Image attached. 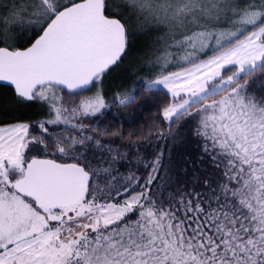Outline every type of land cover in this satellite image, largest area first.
Wrapping results in <instances>:
<instances>
[{"label":"snow or ice","instance_id":"1","mask_svg":"<svg viewBox=\"0 0 264 264\" xmlns=\"http://www.w3.org/2000/svg\"><path fill=\"white\" fill-rule=\"evenodd\" d=\"M133 21L164 37L109 100ZM0 82L44 116L0 126V264H264V0H0ZM141 87L163 127L117 144Z\"/></svg>","mask_w":264,"mask_h":264},{"label":"trees","instance_id":"2","mask_svg":"<svg viewBox=\"0 0 264 264\" xmlns=\"http://www.w3.org/2000/svg\"><path fill=\"white\" fill-rule=\"evenodd\" d=\"M130 42L131 47L128 56L120 63L118 66L119 68L116 70L114 69L115 71L113 70L114 72L110 73L108 76L107 83L110 85L108 87L111 94L115 93V89H121L122 86L136 87L141 77H146V73L138 71L139 65L137 60L147 50V45H135L132 37ZM142 42H146V40ZM132 53H135L133 58ZM133 73L137 74L133 75ZM139 91L140 95L135 104L129 105L126 108L113 107L101 115L96 121L100 129L103 130L107 127L112 132H123V142L127 143V139L130 135L139 134L146 127H163L160 121V109L161 102L165 99L164 91H159L161 92L160 97L149 96L142 87ZM42 119H44L42 109L37 104L17 103L12 99L11 88L5 85L0 86V125L17 121L34 124ZM192 149V155H198L197 147H193ZM174 151L176 155V149H174ZM179 151L177 149V152ZM178 155L184 156L190 154L185 152L183 154L179 153ZM195 166L196 165H192V167ZM166 168L168 171L171 165L164 168L165 172ZM171 170L175 171V169Z\"/></svg>","mask_w":264,"mask_h":264},{"label":"rangeland","instance_id":"3","mask_svg":"<svg viewBox=\"0 0 264 264\" xmlns=\"http://www.w3.org/2000/svg\"><path fill=\"white\" fill-rule=\"evenodd\" d=\"M132 23L135 25L133 31L136 34L131 35L129 37V39L131 40V37H132L135 45L136 44H140L142 46V44H146L147 48H148L149 45H151L155 40L162 39L164 37V33L163 32L149 31L147 28L141 27L139 24H136L135 21H133ZM145 40H146V42H142V41H145ZM133 55H135V53H132V58H133ZM119 65H120V63L118 65H116V66H113L105 74V76L103 77L102 82L100 84V87L103 88V90H104V92L106 94V97L109 100L111 99V95H113L114 93L111 94L109 92V87L108 86H110V85L107 83V79H108V76H109L110 73L114 72L116 69L119 68L118 67ZM252 88L257 91V94H261V82L260 81H257L255 84H253ZM119 90L115 89V93L117 91H119ZM95 91H96V89L93 88L92 92H95ZM159 91H165V90H159ZM159 91H155L154 90L152 92H147V94L149 96L151 95L152 97L153 96H159L160 97L161 96V92H159ZM91 94H92L91 92L90 93H86V95H91ZM38 121H40V120H38ZM7 125H9V124H7ZM2 126H6V125H2ZM165 134H167L166 131H165ZM112 138L116 140L117 144L124 143L123 141H121L119 139L118 136H115V137H112ZM191 147L192 148L196 147V145L194 143H192L191 141H189L188 139H183L182 141L181 140H177L175 142V144H174V147L171 150L169 158L165 159V161H164L165 167H169L171 165L170 169H175V171H176V167H177V171H180L185 166L191 168L192 165H193L192 161H195L197 159V156H198V155H192L193 149ZM174 149H176V155H175ZM177 149H178V151L179 150L180 151L177 152ZM36 151H37V149L33 148L31 154H35ZM140 151H141V153H144L146 151H149V149L141 148ZM185 152L189 153L190 155H184V156L183 155H178L179 153L183 154ZM165 170L167 171V168Z\"/></svg>","mask_w":264,"mask_h":264},{"label":"flooded vegetation","instance_id":"4","mask_svg":"<svg viewBox=\"0 0 264 264\" xmlns=\"http://www.w3.org/2000/svg\"><path fill=\"white\" fill-rule=\"evenodd\" d=\"M15 123V122H14ZM8 124H12V123H8ZM3 125H7V124H3ZM0 126H2V125H0Z\"/></svg>","mask_w":264,"mask_h":264},{"label":"water","instance_id":"5","mask_svg":"<svg viewBox=\"0 0 264 264\" xmlns=\"http://www.w3.org/2000/svg\"><path fill=\"white\" fill-rule=\"evenodd\" d=\"M0 85H2V82H0ZM6 86V85H5Z\"/></svg>","mask_w":264,"mask_h":264}]
</instances>
